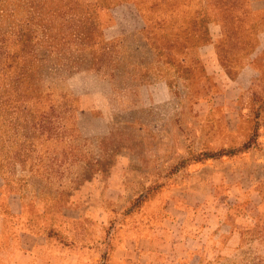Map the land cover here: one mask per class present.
<instances>
[{
	"label": "rangeland",
	"instance_id": "374dc122",
	"mask_svg": "<svg viewBox=\"0 0 264 264\" xmlns=\"http://www.w3.org/2000/svg\"><path fill=\"white\" fill-rule=\"evenodd\" d=\"M261 43L264 0H0V247L264 264Z\"/></svg>",
	"mask_w": 264,
	"mask_h": 264
},
{
	"label": "crops",
	"instance_id": "0c3cea01",
	"mask_svg": "<svg viewBox=\"0 0 264 264\" xmlns=\"http://www.w3.org/2000/svg\"><path fill=\"white\" fill-rule=\"evenodd\" d=\"M259 49L260 51L264 49L262 43ZM82 101L80 100L81 103ZM18 235L16 238L17 244L2 245L0 247V264H75L68 252L58 250L54 253V248L51 245H45L46 247L37 245L36 236L28 235L29 239L24 241L21 240L22 235ZM127 245L128 243L124 242V245L120 248L109 247L107 252L102 250V246L94 245L91 250L80 246V264H142L139 259L142 256L147 258L145 264H178L177 261L173 262L169 259V256H165L163 261H156L154 254L150 253L152 247L149 245L144 251L138 250V248L134 251L132 247ZM55 248L57 249V247Z\"/></svg>",
	"mask_w": 264,
	"mask_h": 264
},
{
	"label": "trees",
	"instance_id": "16d2710c",
	"mask_svg": "<svg viewBox=\"0 0 264 264\" xmlns=\"http://www.w3.org/2000/svg\"><path fill=\"white\" fill-rule=\"evenodd\" d=\"M28 93L29 92H25L24 94H23V97H25V99H27V100H31L32 98H33V96H32V94H31V97L28 95ZM31 93V92H30ZM223 155H225V154H220V156H223ZM219 156V157H220Z\"/></svg>",
	"mask_w": 264,
	"mask_h": 264
}]
</instances>
